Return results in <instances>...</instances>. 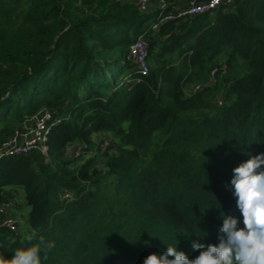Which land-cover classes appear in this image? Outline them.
<instances>
[{
	"label": "trees",
	"instance_id": "16d2710c",
	"mask_svg": "<svg viewBox=\"0 0 264 264\" xmlns=\"http://www.w3.org/2000/svg\"><path fill=\"white\" fill-rule=\"evenodd\" d=\"M157 21L123 0H0V143L41 109L59 120L46 154L0 159V202L22 190L30 208L22 234L0 225V256L34 232L54 242L43 264H143L167 245L194 259L221 211L243 227L226 185L264 153V0Z\"/></svg>",
	"mask_w": 264,
	"mask_h": 264
},
{
	"label": "clouds",
	"instance_id": "9594fccd",
	"mask_svg": "<svg viewBox=\"0 0 264 264\" xmlns=\"http://www.w3.org/2000/svg\"><path fill=\"white\" fill-rule=\"evenodd\" d=\"M262 165L264 153L241 162L226 185L236 199L243 227H238L237 217L221 211L217 244L194 241L192 248L199 252L194 259L167 245L166 251L146 256L143 264H264V171H258ZM25 243L28 246L17 248L10 260L0 256V264H43L54 248V242L34 232L26 234Z\"/></svg>",
	"mask_w": 264,
	"mask_h": 264
},
{
	"label": "built area",
	"instance_id": "2783aa9c",
	"mask_svg": "<svg viewBox=\"0 0 264 264\" xmlns=\"http://www.w3.org/2000/svg\"><path fill=\"white\" fill-rule=\"evenodd\" d=\"M132 3L143 14L157 11L158 21L152 25V29L157 30L161 23L172 21L177 18H189L207 12H212L221 7L231 6L235 0H188L187 4L173 8V0H123ZM149 40L145 37H137L129 45L128 58L137 70L145 74L149 69ZM220 103V102H219ZM52 119V112L48 109H41L32 117L27 119L20 127L0 143V159L26 155L34 150L43 154L47 152V136L51 126L58 122ZM110 144L107 139H102L99 147L106 149ZM67 154L70 159H78L82 151L78 146H68ZM64 198H70L69 192H64ZM11 200L0 202V225L7 227L15 234L18 233V225L23 224V219L18 215H9L8 211L12 208Z\"/></svg>",
	"mask_w": 264,
	"mask_h": 264
},
{
	"label": "rangeland",
	"instance_id": "374dc122",
	"mask_svg": "<svg viewBox=\"0 0 264 264\" xmlns=\"http://www.w3.org/2000/svg\"><path fill=\"white\" fill-rule=\"evenodd\" d=\"M129 60H130V58H129ZM131 61V60H130ZM219 64H221V62H219ZM222 66H223V68L225 69V65L222 63L221 64ZM128 75V72L125 70L124 72H123V75H122V77H121V79H125V77ZM218 95H220V94H218ZM215 102L218 104L219 103V101H218V99L217 100H215ZM102 139H107V140H111V137L109 136V135H107V134H100V136H98V137H95V140H94V143H93V147L94 148H96L97 147V145H99L100 143H101V140ZM89 154L90 153H88V156H89ZM67 156H68V154H67ZM75 161H78V159L76 158V159H74ZM11 200V202H12V204H13V206H12V208L10 209L11 211H12V209H13V213H23L24 214V221H23V224H19L18 225V227H17V229H18V233L19 234H22V231H23V228L25 227V224H26V216H27V214H26V212H25V209L23 210V208H24V204L22 203L23 201L20 199V196L18 197L17 195H15V196H13V199H10ZM24 211V212H23Z\"/></svg>",
	"mask_w": 264,
	"mask_h": 264
},
{
	"label": "crops",
	"instance_id": "0c3cea01",
	"mask_svg": "<svg viewBox=\"0 0 264 264\" xmlns=\"http://www.w3.org/2000/svg\"><path fill=\"white\" fill-rule=\"evenodd\" d=\"M173 1L175 2V4L173 5V8H177V7H180V6L182 7L185 4H187V2H188V0H173ZM154 3H155V0H153V4ZM14 195H17L18 197L20 196V199L23 201V192H22V190H18L17 193L14 194ZM22 203L24 204L23 210L25 209V212L28 215L30 208L24 203V201ZM12 211H13V209H12ZM12 211L9 210L7 214H9V215L18 214L24 220V218H23L24 214L22 212L21 213H13ZM26 219H27V216H26Z\"/></svg>",
	"mask_w": 264,
	"mask_h": 264
},
{
	"label": "bare ground",
	"instance_id": "6f19581e",
	"mask_svg": "<svg viewBox=\"0 0 264 264\" xmlns=\"http://www.w3.org/2000/svg\"><path fill=\"white\" fill-rule=\"evenodd\" d=\"M204 14V13H203Z\"/></svg>",
	"mask_w": 264,
	"mask_h": 264
}]
</instances>
